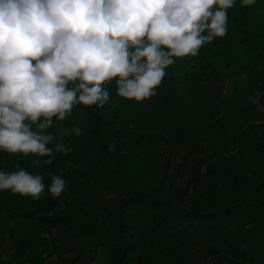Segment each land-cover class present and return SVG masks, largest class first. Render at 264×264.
<instances>
[{"label": "trees", "instance_id": "1", "mask_svg": "<svg viewBox=\"0 0 264 264\" xmlns=\"http://www.w3.org/2000/svg\"><path fill=\"white\" fill-rule=\"evenodd\" d=\"M227 11V34L173 58L155 96L124 99L117 77L102 108L54 117L50 147L60 128L83 133L63 137L67 155L44 164L0 150V171L19 165L46 186L39 200L0 190V264H198L200 252L208 264H264V0ZM58 174L68 187L53 197Z\"/></svg>", "mask_w": 264, "mask_h": 264}, {"label": "clouds", "instance_id": "2", "mask_svg": "<svg viewBox=\"0 0 264 264\" xmlns=\"http://www.w3.org/2000/svg\"><path fill=\"white\" fill-rule=\"evenodd\" d=\"M236 0H0V150L47 157L67 155L64 136L78 126L48 131L75 105L103 107L115 78L117 94L142 102L156 95L173 58L227 34L228 9ZM256 0H240L242 7ZM247 80V75H241ZM258 96L259 93L257 92ZM257 103V100L253 101ZM115 142L109 145L114 150ZM34 167L41 160L32 161ZM0 171V190L39 200L43 176L16 165ZM62 175L51 176L53 197L66 191Z\"/></svg>", "mask_w": 264, "mask_h": 264}, {"label": "rangeland", "instance_id": "3", "mask_svg": "<svg viewBox=\"0 0 264 264\" xmlns=\"http://www.w3.org/2000/svg\"><path fill=\"white\" fill-rule=\"evenodd\" d=\"M234 116H235V114L232 113L231 114V117H229V122H228L229 125H232L234 128L235 127H240V125H237L236 126V122H235L236 120L232 119ZM232 131H234V130H232ZM232 138H233V135L231 133V135L228 134L225 137H223V138L220 139V144L224 147L223 148L224 150L229 149V146H230L229 144H230V141L232 140ZM226 144H227V146H226ZM176 161L177 162H180L181 160L180 159H177ZM226 171H227V173H226L227 175L226 176H227V180H228L230 178L229 176H231V174L229 172L231 170L227 168ZM242 182H243L244 185L246 184V182H244L243 180H242ZM176 184L177 185H182V179L176 181ZM186 188H187V190L189 192H191L190 189H189L190 187H186ZM236 196H237V190H236V188H234L233 191H232V196L231 197L236 198ZM183 198H184V196L182 194L175 195L174 196V202L176 203L177 206L183 207L184 209H188V205L185 202H182L181 201V200H183ZM130 238H132V235L130 236ZM131 254L133 256H136L137 257V252L136 251H133ZM201 256H202V253L200 252L198 254V257H199L198 264H208L209 263V258H203ZM86 264H106V263H104L102 260H100L99 257L96 258L95 256H91L88 259V261H87Z\"/></svg>", "mask_w": 264, "mask_h": 264}]
</instances>
